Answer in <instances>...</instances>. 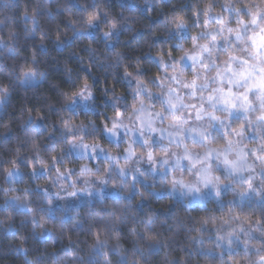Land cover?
Segmentation results:
<instances>
[{"label": "clouds", "instance_id": "clouds-1", "mask_svg": "<svg viewBox=\"0 0 264 264\" xmlns=\"http://www.w3.org/2000/svg\"><path fill=\"white\" fill-rule=\"evenodd\" d=\"M0 264H264V0H0Z\"/></svg>", "mask_w": 264, "mask_h": 264}]
</instances>
